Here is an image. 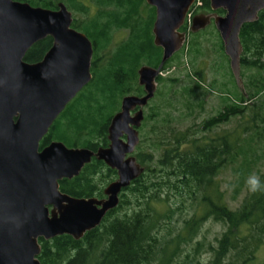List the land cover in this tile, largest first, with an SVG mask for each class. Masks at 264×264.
Returning a JSON list of instances; mask_svg holds the SVG:
<instances>
[{
	"label": "trees",
	"instance_id": "obj_1",
	"mask_svg": "<svg viewBox=\"0 0 264 264\" xmlns=\"http://www.w3.org/2000/svg\"><path fill=\"white\" fill-rule=\"evenodd\" d=\"M22 1L50 9L63 2L71 10L85 14L87 19L83 22L72 16L71 26L85 33L92 43L91 80L56 117L39 141V148L52 140L92 150L106 146L107 127L118 106V97L122 98L129 92L127 84L136 77L141 65L156 67L160 62L162 50L153 44L150 33L154 8L148 4H144V7V0ZM107 6L112 9H106ZM197 10L210 12L209 0H198V4L194 3L189 12L194 15ZM216 12L222 14L223 10L217 9ZM118 25L131 30L129 38L119 43L111 54L106 50L97 59L111 38L108 32ZM185 28L183 25L181 30L186 31ZM239 39L242 45L240 76L243 77L241 68L250 71L246 84L242 79L243 91L240 90L239 102L228 104L195 129L180 131L172 128L169 137L153 129L152 142L149 143L152 151L143 156L141 153L134 156L143 171L121 190L118 204L105 214L98 226L85 232L79 239L67 234L50 239L39 238V264H198L193 257L191 260L185 257L184 263H180L175 257L157 249L160 240L164 239L158 236V226L172 212L168 190L176 192L181 187H187L188 195L196 200L197 206L202 207V214L190 219L191 223L184 226L188 235L194 232L196 220L204 216H211L226 225L215 240V258L210 264H222L225 257L229 260L225 264H249L254 260L255 252L264 239V191H248L240 206L231 209L213 178L222 165L234 162L239 156L240 169L250 168L258 156L257 145L264 144V8L258 12L255 21L241 26ZM51 41L49 36L37 41L26 51L24 60H40ZM102 62L105 64L102 65ZM193 76L198 81L202 80L199 72H194ZM161 79L160 75L156 77V89L157 81ZM138 92L142 94L140 85ZM235 115L243 117L238 130L215 133L211 137L203 134L228 122ZM143 119L138 127V136ZM158 148L161 155L154 161L153 152ZM99 174L101 177H97ZM115 177L114 169L102 160L91 158L76 176L61 179L59 189L76 197H103V181H111ZM126 191L131 196L128 200L124 199ZM124 200L127 205L133 203L136 208L132 207L129 213L113 216ZM161 202L166 207L163 212L156 208ZM176 235L180 237L178 232Z\"/></svg>",
	"mask_w": 264,
	"mask_h": 264
},
{
	"label": "water",
	"instance_id": "obj_2",
	"mask_svg": "<svg viewBox=\"0 0 264 264\" xmlns=\"http://www.w3.org/2000/svg\"><path fill=\"white\" fill-rule=\"evenodd\" d=\"M145 2L154 7L151 31L153 44L162 50L160 62L137 69L144 93L122 96L107 127L108 144L92 150L58 140L39 148L56 117L92 78L91 41L71 26L72 13L63 2L50 9L0 0V264H39V238H81L100 224L118 204L121 190L143 171L133 156L143 108L154 95L163 63L185 43L186 32L180 28L196 0ZM209 7L210 12L191 16L189 30L214 25L234 81L243 91L239 31L257 19L264 0H209ZM47 36L51 45L41 59L25 61L26 51ZM91 158L116 171L103 188L104 196L62 192L59 181L76 176Z\"/></svg>",
	"mask_w": 264,
	"mask_h": 264
},
{
	"label": "rangeland",
	"instance_id": "obj_3",
	"mask_svg": "<svg viewBox=\"0 0 264 264\" xmlns=\"http://www.w3.org/2000/svg\"><path fill=\"white\" fill-rule=\"evenodd\" d=\"M144 4L147 5L145 0L143 6ZM68 9L78 21L83 22L87 19L85 14L71 10V8ZM106 9L110 10L112 7L107 6ZM199 12L201 11L197 10L195 13ZM154 15L155 12L153 20ZM152 23L150 33L153 37ZM183 25L186 27L185 46L174 53L163 65V71L160 74L162 79L157 81L155 95L143 108L145 119H143L139 128L140 142L133 152L134 156L138 153L143 156L152 151L149 143L152 142L153 135L151 131L153 129L164 132L168 137L172 128L180 131L192 127L195 129L203 120L216 115L228 104L239 102L240 89L234 81L228 57L224 54L221 39L214 25L211 23L204 29L194 33L189 30L190 19L186 20ZM77 30L81 31L80 29ZM108 33L111 38L106 48L97 55V59H100L101 55L103 56L102 52L106 50H109L111 54L119 43L129 38L131 30L118 25L113 26ZM143 63L141 62V64ZM101 64L104 65L105 62ZM241 71L243 73V77L242 75L241 77L246 84V76L250 71L245 67L241 68ZM194 72L200 73L201 81L193 76ZM127 86L129 94L140 93L138 92L137 75L133 80H130ZM118 100V106L113 114L119 109L121 98L118 97ZM242 118L240 115H235L228 122L221 123L209 131H204L203 134L206 137H211L215 133L222 134L227 131L238 130L237 126ZM64 144L67 146L66 143ZM257 146L259 147L256 150L258 156L256 162L252 163L250 168L240 169L241 156H239L234 162H227L222 165L215 173L213 181L216 182L224 201L231 209L238 208L246 196L248 192L246 180L249 176L255 175L259 180L264 181V144ZM159 150L158 148L153 152L154 161H157L161 155ZM97 177H101L100 174ZM103 182L102 187L104 188L110 181ZM187 189V187H181L176 192L168 190L172 212L168 217L163 218L158 226V236H163L164 239L160 240L157 249L160 252L170 254L172 258L175 257V260L180 263H184L185 257L190 260L193 257L198 264H210L215 258L213 251V248L217 246L215 240L226 229V225L214 220L211 216H204L201 220H196L194 232L188 235V230H185L184 226L186 223H191L189 222L190 219L202 214V207L196 205V200L188 195ZM128 198H131V196L126 191L124 199L128 200ZM132 207H135L133 203L127 205L124 200L113 216L122 215L125 212L129 213ZM156 208L160 212L166 209L163 202L158 203ZM111 220L112 217L109 218V221ZM177 232L179 238H177ZM227 258L222 259V264L229 262ZM263 261L264 239L255 252L254 260L249 264H262Z\"/></svg>",
	"mask_w": 264,
	"mask_h": 264
},
{
	"label": "clouds",
	"instance_id": "obj_4",
	"mask_svg": "<svg viewBox=\"0 0 264 264\" xmlns=\"http://www.w3.org/2000/svg\"><path fill=\"white\" fill-rule=\"evenodd\" d=\"M249 192H256L258 190L264 191V183H262L255 175L249 176L246 180Z\"/></svg>",
	"mask_w": 264,
	"mask_h": 264
},
{
	"label": "flooded vegetation",
	"instance_id": "obj_5",
	"mask_svg": "<svg viewBox=\"0 0 264 264\" xmlns=\"http://www.w3.org/2000/svg\"><path fill=\"white\" fill-rule=\"evenodd\" d=\"M141 87H142V86H141ZM143 93H144V92H143V87H142V94H143ZM137 95H138V94H137ZM139 95H140V94H139ZM135 110H136V109H135ZM135 110H134V111H135ZM132 113H133V111H132Z\"/></svg>",
	"mask_w": 264,
	"mask_h": 264
}]
</instances>
